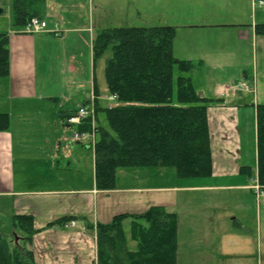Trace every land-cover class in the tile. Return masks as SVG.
Instances as JSON below:
<instances>
[{
    "label": "crops",
    "instance_id": "0c3cea01",
    "mask_svg": "<svg viewBox=\"0 0 264 264\" xmlns=\"http://www.w3.org/2000/svg\"><path fill=\"white\" fill-rule=\"evenodd\" d=\"M108 3L109 0H39L38 11L47 21L46 31L24 33L22 27L13 24L15 30L9 34L10 73L0 76V112L11 117L9 128L0 131V228L6 232L12 228L15 214L33 215L40 229L32 246L37 264H98L96 224L109 223L120 213H143L153 205L178 214L180 248L181 215L198 210L195 197L200 193L210 198H219L224 190L254 193L251 175L241 171V166H251L242 159L241 124L246 108L254 105L256 120V106L264 103L261 76L239 69L235 83L230 80L231 57L226 45H209L206 49L201 46L196 52L179 46L181 54H176V38L173 51L179 58L193 61L187 74L197 91L218 99L207 102L213 174L179 178L172 172L176 180L167 183L168 180L157 181L165 177V167H132L118 170L114 189L96 187L94 149L91 152L88 145L73 140L76 126L67 124V116L61 113L69 115L92 96H96L100 107L111 103L107 87L102 91L98 84L93 50L96 29L110 25L107 17H95L94 12L99 7L107 12ZM0 7L3 8L1 2ZM237 36L256 42L264 38L255 33L254 27L240 29ZM246 81L254 84V91L243 87ZM256 127L255 123V131ZM256 170L257 150L253 172ZM215 201L210 205L212 219ZM66 215L75 216L77 224L47 226ZM4 216L10 222L6 226ZM203 236L200 245L211 244ZM212 242L215 254L233 259V239ZM194 257L207 262L216 258L202 249L191 252L189 259Z\"/></svg>",
    "mask_w": 264,
    "mask_h": 264
},
{
    "label": "trees",
    "instance_id": "16d2710c",
    "mask_svg": "<svg viewBox=\"0 0 264 264\" xmlns=\"http://www.w3.org/2000/svg\"><path fill=\"white\" fill-rule=\"evenodd\" d=\"M38 4L39 0H14L13 24L23 27L31 17L40 16ZM254 29L264 35V23L255 24ZM176 34L177 27L170 24L95 31L94 62L105 57L106 86L117 98L116 104L107 107L96 102L97 113L105 110L110 127L96 128L95 183L100 190L114 189L118 170L128 167H173L179 178L213 174L207 102L218 99L198 94L187 74L193 61L174 54ZM9 40L8 33L0 32V76L10 73ZM109 48L113 53L106 57ZM10 122V114L0 112V131L7 130ZM256 125L257 173L264 186V103L256 106ZM88 126L78 127L86 130ZM241 171L252 176L253 167L244 165ZM127 218L138 243L136 250L127 246L123 228ZM74 219L62 216L47 226ZM34 220L31 214H15L13 233L0 228V264H36L28 246L40 230ZM96 240L98 264H178V214L160 205L140 214L120 213L109 223L96 224Z\"/></svg>",
    "mask_w": 264,
    "mask_h": 264
},
{
    "label": "rangeland",
    "instance_id": "374dc122",
    "mask_svg": "<svg viewBox=\"0 0 264 264\" xmlns=\"http://www.w3.org/2000/svg\"><path fill=\"white\" fill-rule=\"evenodd\" d=\"M261 1L262 3H260ZM0 2L5 10L0 13V32L11 34L15 30V26H13L14 0H0ZM108 7L107 12L99 7L95 10L94 15L95 17H107L109 27L152 26L158 24L176 26V54H181L179 46L191 47L193 52H196L199 48H208L209 45H226L230 49L231 57L228 62L232 73L230 80L237 83L236 70L239 72L241 69H245L251 74L257 75L258 73L261 76L260 88L263 90L264 38H260L256 42L252 38L239 37L237 33L240 29H251L257 23H264V0H109ZM189 24H205L207 26L190 28L187 26ZM112 53V48H109L106 57L111 56ZM95 72L98 84L103 91L107 87L104 56L96 60ZM175 73L178 75L177 69ZM243 87L247 90L250 88L252 91L255 89L254 84L249 81H246ZM176 89L175 82L174 98L176 97ZM254 112L253 104L251 107L246 108L243 113L244 122L241 124L243 129L241 137L242 159L251 164L253 168L255 167L256 157V120ZM97 119L98 125L110 128L105 110L99 111ZM96 136L98 138V134ZM85 145L87 144L85 143ZM87 149L93 152V147L89 146ZM141 167L144 168L145 166ZM146 167L147 169L152 168ZM165 168L168 169L165 177L162 179L160 177L157 181L175 182L176 178L171 176L172 172L175 173V169L173 167ZM151 179L156 181V178ZM249 181L251 186L253 179L250 178ZM208 196L210 195L200 193L198 197H195L198 210L191 214L185 212L181 215L178 264H264V204H261V207L258 208L256 195L250 190H224L219 198ZM212 197H215V195H212ZM214 200H216V214L212 219L214 213L211 212L210 205L214 203ZM4 218L3 226H6L10 222L6 216ZM123 228L128 248L136 250L138 243L132 237L131 219L127 218L124 221ZM4 232L11 234L14 232V228H8L7 232ZM12 235L14 236L15 233ZM203 235L211 244L203 243V246L200 245L201 239L204 238ZM227 237L233 239V259L221 258L218 256L219 253H214L216 248L212 241L216 242L218 239ZM19 238L20 236L16 235V239ZM33 242L28 245L31 250H33ZM196 249H202L206 254L212 252L216 258L212 262L198 260L195 257L189 259L190 253H194Z\"/></svg>",
    "mask_w": 264,
    "mask_h": 264
},
{
    "label": "built area",
    "instance_id": "2783aa9c",
    "mask_svg": "<svg viewBox=\"0 0 264 264\" xmlns=\"http://www.w3.org/2000/svg\"><path fill=\"white\" fill-rule=\"evenodd\" d=\"M262 3V1L260 2ZM47 29V21L39 16H33L27 23L22 27L24 33H42ZM54 33L58 35V31L55 30ZM116 95L111 96L114 99ZM96 101L95 97L92 96L91 99L85 104L80 105L74 112H72L67 118L66 122L72 125H81L83 123H89L86 130L77 129L73 133V140L75 141H89L93 146L96 143ZM252 185L250 186L257 198L258 206L264 204V186L261 185L259 181L258 174L253 178ZM69 226L76 225L75 221L68 223Z\"/></svg>",
    "mask_w": 264,
    "mask_h": 264
},
{
    "label": "water",
    "instance_id": "95a60500",
    "mask_svg": "<svg viewBox=\"0 0 264 264\" xmlns=\"http://www.w3.org/2000/svg\"><path fill=\"white\" fill-rule=\"evenodd\" d=\"M3 12V8L0 7V13ZM199 95H201V92L198 93Z\"/></svg>",
    "mask_w": 264,
    "mask_h": 264
}]
</instances>
